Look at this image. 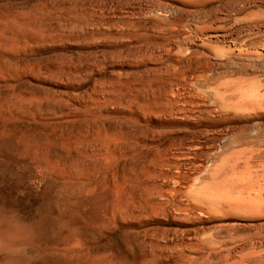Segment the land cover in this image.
Masks as SVG:
<instances>
[{
  "label": "rangeland",
  "instance_id": "obj_1",
  "mask_svg": "<svg viewBox=\"0 0 264 264\" xmlns=\"http://www.w3.org/2000/svg\"><path fill=\"white\" fill-rule=\"evenodd\" d=\"M0 264H264V0H0Z\"/></svg>",
  "mask_w": 264,
  "mask_h": 264
},
{
  "label": "bare ground",
  "instance_id": "obj_2",
  "mask_svg": "<svg viewBox=\"0 0 264 264\" xmlns=\"http://www.w3.org/2000/svg\"><path fill=\"white\" fill-rule=\"evenodd\" d=\"M2 31V30H1ZM1 35H2V33H1ZM1 41H2V38H1ZM218 94V93H217ZM158 177V176H157Z\"/></svg>",
  "mask_w": 264,
  "mask_h": 264
}]
</instances>
